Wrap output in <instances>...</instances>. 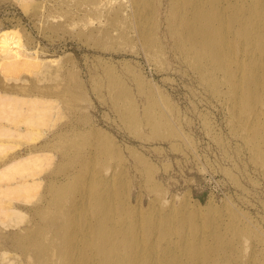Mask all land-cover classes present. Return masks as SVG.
Here are the masks:
<instances>
[{"label":"bare ground","instance_id":"6f19581e","mask_svg":"<svg viewBox=\"0 0 264 264\" xmlns=\"http://www.w3.org/2000/svg\"><path fill=\"white\" fill-rule=\"evenodd\" d=\"M21 1L27 8L33 4V0ZM102 1L95 6L101 8ZM109 12L113 21L110 19L108 24L117 26L120 22L124 27L119 33L128 42L126 48L130 46L125 51L134 53L136 47L140 48L157 64L158 69L154 70L159 73L172 70L173 65L174 71L185 79L193 102L180 106L168 93L146 86L137 75L138 83L112 82L97 91L102 122L93 118L58 124L63 108L77 106L85 110L81 103L89 99L87 77L78 80L77 73L69 69L63 72L64 64L59 58L49 60L45 49L30 52L15 39L3 41L0 223L9 227L24 221L23 210L37 197L45 180L44 172L52 164L51 147L58 140L90 132L96 139L104 140L99 130L110 121L117 130H124L122 135L129 143L147 138L160 144L170 141L171 150L182 154L175 126L189 134L194 127L191 116H198L199 129L214 142L218 153L216 163L210 166L234 186L237 199L231 198L200 217L184 188L178 190L179 195H184L180 207L168 205L160 195L163 189L166 192V181L156 178L162 174L174 179V163H162L159 173L138 158L141 187L157 196L145 214L141 201L136 205L132 201L135 194L125 163H116L112 173L103 166L105 161L123 158L113 152L116 141L109 138L110 143L88 146L81 154L74 177L83 189L60 216L71 221L67 226L69 233L57 249L35 244V262L55 264L53 258L61 256L64 264H264V186L259 187V180L264 181V0H131V4ZM111 31H105L106 35L110 36ZM135 40L140 42L139 48ZM24 72L31 73L32 80ZM1 76L13 80L12 86L4 84ZM215 108L226 115V134L219 133L210 118ZM18 143L25 145L24 150L7 156ZM196 145L193 149H198L199 154L208 152L205 144ZM145 147L157 150L153 144ZM85 172L82 182L78 177ZM186 172L184 168L181 174ZM68 176L62 180H68ZM57 181H51V186L62 185V181ZM180 184H171V190ZM48 203L49 198L44 195L32 204V209L42 211ZM58 224L53 221L42 231L52 232L53 228L56 232ZM22 230L28 232L26 228ZM71 251L77 253L67 260ZM2 256L7 258L6 253Z\"/></svg>","mask_w":264,"mask_h":264},{"label":"rangeland","instance_id":"374dc122","mask_svg":"<svg viewBox=\"0 0 264 264\" xmlns=\"http://www.w3.org/2000/svg\"><path fill=\"white\" fill-rule=\"evenodd\" d=\"M98 1L101 0H33V4L30 5L31 7L27 8L26 4H24L25 1L0 0V45L5 40L15 39L18 43L22 44L20 45L23 48L30 52L45 49L48 52L49 60H57L59 58V62L64 64L63 72L69 69V71L77 73L75 79L79 80V78L84 77L88 79L90 93L87 94V97L89 99L87 103H81V107H84L85 110L81 111L77 109V106L63 108V113L59 117L58 124H76L78 121H89L93 118L98 120V122H102L100 119L101 106L98 101L97 91L112 82L138 83L137 75L140 76L146 86L152 87L156 91L162 90L168 93L180 106L187 107V105L191 104L193 100L188 87L185 86V79L181 78V75L178 74L179 72L174 71L173 65L171 66L172 70H168V72L159 70V73L158 70L156 71L158 69L157 64L150 61L139 48L140 42H136L135 40L137 43L135 44L139 48V50L137 47L134 49L136 52L125 51L130 46L126 48L128 42L124 41L121 36L122 34H120L124 28L121 26L122 23H118L120 26L117 24L119 28L114 24H108V22L111 23L113 21V16H111L109 10L117 9L129 4V2L131 4V0H103L102 2L104 3H101L103 8L95 6V4H98ZM108 2L113 3L109 4ZM89 4L91 6L94 4V8ZM40 5L43 9H40ZM44 6L46 7L44 8ZM42 10L45 11L42 13ZM83 12L85 15H83ZM90 12L92 15L94 12V15L92 16ZM31 14L35 18H32ZM88 14H90V17ZM110 19L111 21H109ZM73 22L74 24H72ZM92 28H95V30ZM116 29L117 31L115 32ZM107 30H112L110 36L106 35L107 32L105 31ZM97 32L101 33L98 34ZM113 32H115V35ZM91 33L93 36L89 35ZM101 34L104 38H102ZM138 53L139 55H137ZM56 63L58 64V61ZM154 68L156 69L154 70ZM23 75L28 79L33 78L31 73L28 72H24ZM165 75L166 77H164ZM1 79L4 84L12 86L13 80H8L6 76H1ZM193 88L198 91L197 86L194 85ZM212 113L210 118L216 130L219 133L226 134L228 132V129H226L228 123L226 115L217 108ZM191 119L194 127L190 130L189 134H184L181 126H175L178 131L176 133L181 139V145L179 146L184 150L182 154L174 153L171 150L170 141L160 144L152 142L151 138H147L143 142L129 143L128 140L125 141L127 137L122 135L124 130L121 128L117 130L116 126L110 124V121L105 125L106 127L103 130H99L104 135L105 141L96 139L93 132L84 135L71 134L69 138L58 140L51 147L52 151L49 153L53 157V160L52 164L44 172L45 180L37 191V197L32 199L33 204L45 195L48 196L49 203L42 211L33 210L32 204H28L27 207L25 206L23 210L25 219L17 226L5 227L0 223V264H36L34 255L36 249L32 248L35 247V244H40L50 249H57L62 245V241L66 239L69 233L70 229L67 231V226L71 221L67 218L60 219L61 211L67 206H72L75 194L83 189L82 185L77 182V178L74 177L79 166L80 156L86 152L88 146H103V144L110 143L111 140L109 138H113L116 141L113 152L121 154L123 158L121 160L115 158L112 161H105L103 166L112 173L116 168V163H125V166L130 170L132 194H135L132 201L135 205L138 200L141 201V210L145 214L148 213L152 200L157 196L156 192L151 194V191L141 187L142 174L138 172L141 169L138 158L143 159L141 163L153 166L157 172L160 171L162 163H174L172 164V168L177 174L174 179H170L162 174L156 178L161 182L163 180L166 181V192L163 189L159 193L168 205L174 203L180 207L179 205H181L184 195H179L178 190H183L184 188L186 194L189 195L190 201L196 207V211H199L200 217L208 215L213 208L222 207L228 200L237 199V192L234 186L228 184L224 176L213 170L210 166L212 163H216L218 158L214 142L199 129L201 124L198 116H191ZM92 122L96 123V121ZM225 122L226 124H224ZM148 144L157 146L155 148L157 150L153 152L154 149L146 148L145 146ZM195 144H205L204 146L208 152L199 154L198 149H193ZM24 146V144L18 143L14 148L9 150L7 156L23 151ZM184 168L187 172L181 174ZM49 173L50 176L48 175ZM86 173L79 176L78 179L84 182L87 176ZM67 176L69 177L68 180L63 181L62 179ZM57 180L62 181V185L51 186L50 182H58ZM259 181H261L259 182V187L261 188L264 186V181L262 179ZM175 182L181 184L177 189L172 188L171 190L170 186ZM62 187H65V190H61ZM249 187L253 188L250 185ZM261 189L264 190V187ZM185 192L183 191L181 194ZM165 193L168 194V197H166L167 194L165 195ZM77 212L82 214L81 211ZM53 221H59V224L56 226V232L53 228H51L52 232L46 233L42 231L44 227L52 225ZM22 228L28 229V232H24ZM37 230H39V233L36 232ZM4 253L7 254V258L2 256ZM76 253V251L68 252L66 259L69 260ZM53 262L55 264H64L61 256H55Z\"/></svg>","mask_w":264,"mask_h":264}]
</instances>
